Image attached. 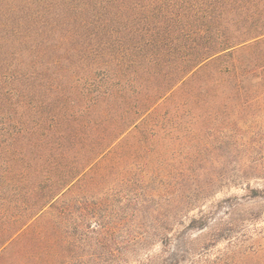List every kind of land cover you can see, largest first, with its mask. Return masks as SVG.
<instances>
[{
	"label": "trees",
	"instance_id": "trees-1",
	"mask_svg": "<svg viewBox=\"0 0 264 264\" xmlns=\"http://www.w3.org/2000/svg\"><path fill=\"white\" fill-rule=\"evenodd\" d=\"M181 87V112L160 117L159 106ZM257 91L264 102V0H0V251L45 213L65 221L54 223L64 237L87 232L86 216L96 220L92 233L108 234L131 220L140 225L143 205L154 203L158 233L146 242L165 248L186 220L204 229L203 208L223 180L183 185L199 182L198 164L212 148L195 127L236 130ZM132 135L167 143L150 149L144 179L129 181L149 192L126 198L136 206L130 220L113 223L66 200ZM250 163L234 182L263 174ZM78 260L67 254L58 264Z\"/></svg>",
	"mask_w": 264,
	"mask_h": 264
},
{
	"label": "rangeland",
	"instance_id": "rangeland-1",
	"mask_svg": "<svg viewBox=\"0 0 264 264\" xmlns=\"http://www.w3.org/2000/svg\"><path fill=\"white\" fill-rule=\"evenodd\" d=\"M255 52L256 49H252L239 55L244 58ZM185 90L181 87L170 99L163 101L157 109L158 115L169 117L181 112V109L176 111V105L184 100ZM260 95L262 91H257V100L241 111L243 120L232 132L219 128L214 122L200 123L195 127L197 133L204 134L202 141L212 148L204 154L206 160L198 164L199 182L186 179L183 185L188 188L210 182L213 177L223 180V184L215 186L216 193L203 208L210 214L204 229L192 230L186 220L185 225L175 229L165 248L158 242H146L147 237L155 239L158 233L149 219V213L156 208L154 203L143 205V213L137 219L140 225L131 220L108 234L92 233V228L97 227L96 220L86 216L83 228L92 226L87 232L74 236V231L70 230V234L64 237L54 230V223L59 221L65 226V221L45 213L33 221L23 235L0 251V264H44L47 261L58 264L67 254L78 257L76 264H264V194L251 198L247 191L248 186L264 191V172L250 178L249 182H234L244 168L251 165L250 162L264 167V102L258 98ZM230 113L232 111L227 112L226 117ZM133 135L120 141L113 151L85 172L66 200L84 201L88 205L83 203L85 214L96 213L113 223L120 219L123 223L130 220L136 206L126 198L133 193L144 198L149 192L143 187H133L129 181L144 179L141 166L148 159L146 157L152 156L150 149L167 143V140L157 143L150 137L143 143ZM219 135L222 142L217 141ZM251 171L249 176L253 173ZM173 180L176 181L175 177ZM195 215H199V210L191 212L189 217ZM136 237L143 238V245ZM69 241L75 244L69 246ZM100 255L106 258L105 263L98 260ZM113 256H118V260L115 261Z\"/></svg>",
	"mask_w": 264,
	"mask_h": 264
}]
</instances>
